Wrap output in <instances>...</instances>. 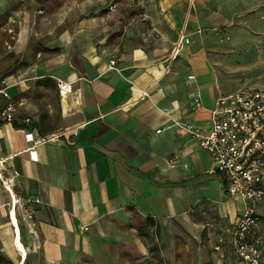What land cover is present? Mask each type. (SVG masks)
<instances>
[{"label": "crops", "instance_id": "1", "mask_svg": "<svg viewBox=\"0 0 264 264\" xmlns=\"http://www.w3.org/2000/svg\"><path fill=\"white\" fill-rule=\"evenodd\" d=\"M10 12V53L21 65L8 69L0 85L17 98L18 120L0 127V160L10 168L6 175L19 170L12 187L16 199L41 198L34 204V224L23 234L18 206L8 205L9 192L0 191V211L6 208L16 229L15 247L20 240L26 257L37 255L32 264H79L97 256L104 257L97 264H119L128 251L139 256L145 251L141 230L153 232L154 226L160 234L154 216L165 224L184 217V183L198 174L196 150L205 151L176 122L207 129L218 97L195 108L193 84L179 97L165 83L177 38L191 33L188 20L167 55L155 58L127 43L130 10H122L119 0H0V16ZM59 81L69 83L72 92L62 94ZM52 91L60 100L57 114L45 102ZM26 116L31 124L20 122ZM35 123L38 137L56 135L36 147L37 161L25 137ZM184 131L188 139L181 143ZM243 205L228 193L215 210L230 223Z\"/></svg>", "mask_w": 264, "mask_h": 264}, {"label": "rangeland", "instance_id": "2", "mask_svg": "<svg viewBox=\"0 0 264 264\" xmlns=\"http://www.w3.org/2000/svg\"><path fill=\"white\" fill-rule=\"evenodd\" d=\"M119 4L122 10H130L126 24L127 43L153 52L155 58L167 55L178 37L179 28L188 20L190 42L185 43L178 53L175 49L173 55H177L170 77L165 81L179 97L188 90L189 74L195 76L193 86L200 91L203 102L243 87H264V0H119ZM15 7L13 4L10 9L15 12ZM10 15L11 12L0 16V78L8 69L15 70L21 65L10 53L9 43L14 41L7 26ZM17 15L11 23L16 24ZM45 97L46 105L50 102L57 114L60 100L55 92ZM13 100L17 102L15 95ZM187 135L184 131L179 137L181 143L188 139ZM196 156L201 158L198 174L186 181L183 188L184 217H170L165 224L162 216L153 215V222L158 217L160 234H156L154 226L153 232L142 229L139 236L145 251L139 256L128 251L123 257L125 262L120 260L119 264H240L226 250L213 249L219 228L227 224L217 215L215 208L228 192L222 176L210 172L208 154L198 149ZM0 191H4L1 183ZM4 196L7 195L1 196L2 200ZM24 224L22 233L26 234L28 230ZM11 227L6 208H3L0 211V254L18 264L23 257L13 242L14 224L13 229ZM260 234L263 240L260 264H264V225ZM97 257H83L79 264H83L81 261L97 264L104 259L103 256ZM37 260V255L29 253L25 264Z\"/></svg>", "mask_w": 264, "mask_h": 264}, {"label": "built area", "instance_id": "3", "mask_svg": "<svg viewBox=\"0 0 264 264\" xmlns=\"http://www.w3.org/2000/svg\"><path fill=\"white\" fill-rule=\"evenodd\" d=\"M189 42L188 35L180 33L172 48L173 58ZM175 49L178 50L173 55ZM115 62L111 60V67ZM187 80L192 85L195 76L189 74ZM58 86L63 94L61 81ZM0 99L1 127L4 123L18 120V109L8 86L0 85ZM192 100L195 108L202 107L198 90L193 91ZM20 122L31 124L32 120L26 116ZM176 124L195 137L199 146L209 154L211 173H218L225 179L227 192L244 201L237 218L219 228L213 249L219 252L226 250L240 264H260L263 253L260 231L264 225V87H243L218 96L214 101L207 129L189 122L177 121ZM160 131L161 129L157 130ZM38 135L36 127L25 133L29 142L27 151L34 161L38 160L36 147L56 136L49 134L40 138ZM9 169L6 162L0 160V183L10 195L7 204L14 209L18 206L22 221L31 228L34 224V204L41 202V198L38 195H29L16 199L12 193L13 178L20 173L13 169L10 175H6L5 172ZM3 205L0 201V207Z\"/></svg>", "mask_w": 264, "mask_h": 264}, {"label": "bare ground", "instance_id": "4", "mask_svg": "<svg viewBox=\"0 0 264 264\" xmlns=\"http://www.w3.org/2000/svg\"><path fill=\"white\" fill-rule=\"evenodd\" d=\"M68 85H69V87H68ZM62 86H63V94H66L67 92H72V88H71V85L68 83H66V82H62ZM68 90V91H67ZM67 107V105H66V103H65V108ZM14 191V190H13ZM12 191V192H13ZM12 219H15V218H13L12 217ZM17 232L18 233H20L19 232V227L17 226ZM17 250H18V252H19V254L21 255V257L23 256H25L26 257V252H25V250L22 248V246H21V242H20V240L19 241H17Z\"/></svg>", "mask_w": 264, "mask_h": 264}, {"label": "trees", "instance_id": "5", "mask_svg": "<svg viewBox=\"0 0 264 264\" xmlns=\"http://www.w3.org/2000/svg\"><path fill=\"white\" fill-rule=\"evenodd\" d=\"M44 79V78H43ZM43 79H40L39 81H42ZM42 120V118L40 119V121ZM16 126H19L18 124H15ZM32 126H35V127H38V124L35 123V125H32ZM31 126V127H32ZM45 128H46V125H45ZM39 131L41 133H44V130H42V128H39ZM45 132H47V130H45ZM27 258V257H26ZM2 262L6 263V264H15L12 260L6 258V256L4 254H0V264H2Z\"/></svg>", "mask_w": 264, "mask_h": 264}]
</instances>
